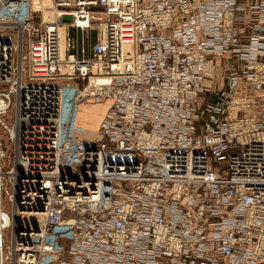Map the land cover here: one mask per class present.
<instances>
[{
  "label": "built area",
  "instance_id": "1",
  "mask_svg": "<svg viewBox=\"0 0 264 264\" xmlns=\"http://www.w3.org/2000/svg\"><path fill=\"white\" fill-rule=\"evenodd\" d=\"M0 133V264H264V0H0Z\"/></svg>",
  "mask_w": 264,
  "mask_h": 264
},
{
  "label": "rangeland",
  "instance_id": "2",
  "mask_svg": "<svg viewBox=\"0 0 264 264\" xmlns=\"http://www.w3.org/2000/svg\"><path fill=\"white\" fill-rule=\"evenodd\" d=\"M47 4V3H46ZM237 28L239 29H245L248 30L247 21H240L237 22ZM244 40L246 38V35H244ZM233 62L227 61L222 59L220 62L216 65V70L214 73V77L212 78V87L215 90H218L220 88H223V78L227 71H229L232 68ZM105 110L104 105H84L81 108V113L79 116V126L82 127L84 130V136L87 140H93L95 138V131L97 129V124L101 118V115L103 114ZM4 121L7 123H10L12 121V113L10 112L7 116L3 117ZM0 137L2 141L6 144V136L3 133H0ZM2 197V196H1ZM2 210L10 213L9 206H7L5 200L2 202ZM7 244V239L5 237L4 239V245Z\"/></svg>",
  "mask_w": 264,
  "mask_h": 264
},
{
  "label": "bare ground",
  "instance_id": "3",
  "mask_svg": "<svg viewBox=\"0 0 264 264\" xmlns=\"http://www.w3.org/2000/svg\"><path fill=\"white\" fill-rule=\"evenodd\" d=\"M48 1V0H47ZM45 5L47 6V5H49V3H45ZM46 14H48L47 12H46ZM60 37H61V43H62V38H63V31H62V29L60 30ZM81 113V112H80ZM99 123V122H98ZM98 125V124H97Z\"/></svg>",
  "mask_w": 264,
  "mask_h": 264
},
{
  "label": "crops",
  "instance_id": "4",
  "mask_svg": "<svg viewBox=\"0 0 264 264\" xmlns=\"http://www.w3.org/2000/svg\"><path fill=\"white\" fill-rule=\"evenodd\" d=\"M216 69H217V68H216ZM208 100H209V101H212V100H213V98H212V97H209V98H208Z\"/></svg>",
  "mask_w": 264,
  "mask_h": 264
}]
</instances>
